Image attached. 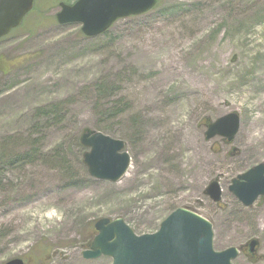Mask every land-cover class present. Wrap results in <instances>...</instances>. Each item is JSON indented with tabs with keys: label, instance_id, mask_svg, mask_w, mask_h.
Returning a JSON list of instances; mask_svg holds the SVG:
<instances>
[{
	"label": "rangeland",
	"instance_id": "1",
	"mask_svg": "<svg viewBox=\"0 0 264 264\" xmlns=\"http://www.w3.org/2000/svg\"><path fill=\"white\" fill-rule=\"evenodd\" d=\"M52 1L35 0L0 39V56L17 61L0 69V264H113L84 257L100 218L143 235L178 207L212 222L217 250L258 241L234 264H264V199L244 206L229 191L264 163V0H158L92 37L60 24L64 1ZM231 112L232 141L208 139ZM87 129L125 141L120 181L89 174ZM214 179L221 205L205 192Z\"/></svg>",
	"mask_w": 264,
	"mask_h": 264
},
{
	"label": "water",
	"instance_id": "2",
	"mask_svg": "<svg viewBox=\"0 0 264 264\" xmlns=\"http://www.w3.org/2000/svg\"><path fill=\"white\" fill-rule=\"evenodd\" d=\"M35 0H0V38L9 34L34 9ZM158 4V0H77L72 4L61 2L56 17L60 24L82 23L89 36L103 34L115 21L127 16L145 14ZM240 116L236 112L209 123L208 139L222 135L229 141L240 129ZM84 147L83 163L96 179L118 182L131 167V156L125 150V141L104 135L100 131L85 130L80 138ZM245 206H253L259 197L264 199V163L238 175L229 186ZM205 192L220 203L223 191L220 181L214 179ZM98 234L91 248L85 250L86 259L107 256L113 264H234L241 251L255 252L259 248L252 239L242 247L217 250L214 246V225L202 214L178 207L162 221L154 233L138 235L124 218H100L95 224ZM5 264H25L14 258Z\"/></svg>",
	"mask_w": 264,
	"mask_h": 264
},
{
	"label": "trees",
	"instance_id": "3",
	"mask_svg": "<svg viewBox=\"0 0 264 264\" xmlns=\"http://www.w3.org/2000/svg\"><path fill=\"white\" fill-rule=\"evenodd\" d=\"M61 1V0H60ZM62 1H64V2H66L67 4L68 3H73L72 1L73 0H62ZM56 2H57V0H53L52 1V3L53 4H56ZM105 93V91H102V94H104ZM105 95V94H104ZM118 112H120V111H118V108L116 109V108H112V110L110 111V110H106V112L104 113V117H107V116H109V115H111V116H117L118 115ZM95 228L93 227L92 228V230H94ZM95 231V230H94ZM89 246L91 245V243H89L88 244ZM89 246L87 247V249L89 248Z\"/></svg>",
	"mask_w": 264,
	"mask_h": 264
},
{
	"label": "flooded vegetation",
	"instance_id": "4",
	"mask_svg": "<svg viewBox=\"0 0 264 264\" xmlns=\"http://www.w3.org/2000/svg\"><path fill=\"white\" fill-rule=\"evenodd\" d=\"M28 15V14H27ZM26 15V16H27ZM25 16V17H26ZM24 17V18H25ZM24 18H23V21H24ZM23 23V22H22ZM21 26V25H20ZM16 60H14V61H11L10 63H8L7 62V60L6 59H4L3 58V55L2 56H0V69H2V67H4L3 65L5 64V65H11V66H14V65H16ZM10 66V67H11ZM243 253L245 254V255H247L248 256V254L250 255V253L252 254L253 252H251L249 249H245L244 251H243Z\"/></svg>",
	"mask_w": 264,
	"mask_h": 264
},
{
	"label": "bare ground",
	"instance_id": "5",
	"mask_svg": "<svg viewBox=\"0 0 264 264\" xmlns=\"http://www.w3.org/2000/svg\"><path fill=\"white\" fill-rule=\"evenodd\" d=\"M185 138H187V136L185 137ZM194 142V147L197 149V145L195 144V143H197V139H190V137H188L187 139H186V144L188 143L189 145L191 144L192 145V143Z\"/></svg>",
	"mask_w": 264,
	"mask_h": 264
}]
</instances>
